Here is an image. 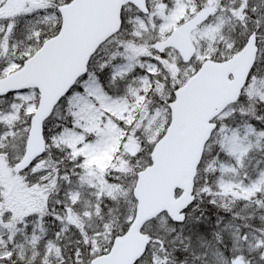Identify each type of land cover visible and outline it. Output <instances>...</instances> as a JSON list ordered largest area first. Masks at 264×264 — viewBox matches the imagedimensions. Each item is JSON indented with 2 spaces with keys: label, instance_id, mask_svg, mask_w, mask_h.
Masks as SVG:
<instances>
[{
  "label": "snow or ice",
  "instance_id": "1",
  "mask_svg": "<svg viewBox=\"0 0 264 264\" xmlns=\"http://www.w3.org/2000/svg\"><path fill=\"white\" fill-rule=\"evenodd\" d=\"M0 264H264V0H0Z\"/></svg>",
  "mask_w": 264,
  "mask_h": 264
}]
</instances>
